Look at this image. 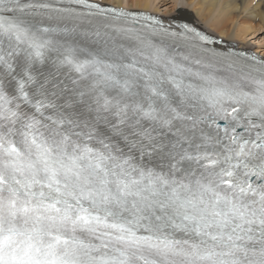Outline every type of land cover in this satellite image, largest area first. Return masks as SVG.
Returning a JSON list of instances; mask_svg holds the SVG:
<instances>
[{
	"label": "snow or ice",
	"instance_id": "obj_1",
	"mask_svg": "<svg viewBox=\"0 0 264 264\" xmlns=\"http://www.w3.org/2000/svg\"><path fill=\"white\" fill-rule=\"evenodd\" d=\"M216 43L0 0V264H264V58Z\"/></svg>",
	"mask_w": 264,
	"mask_h": 264
},
{
	"label": "bare ground",
	"instance_id": "obj_2",
	"mask_svg": "<svg viewBox=\"0 0 264 264\" xmlns=\"http://www.w3.org/2000/svg\"><path fill=\"white\" fill-rule=\"evenodd\" d=\"M102 5L147 12L172 22L188 14L195 26L223 42L264 58V43L257 34L256 20L264 24V0H92ZM258 22V21H257ZM203 23L206 25L203 26ZM255 25V26H254ZM260 26V25H259ZM262 29V28H261ZM263 30V29H262ZM261 40V39H260Z\"/></svg>",
	"mask_w": 264,
	"mask_h": 264
},
{
	"label": "rangeland",
	"instance_id": "obj_3",
	"mask_svg": "<svg viewBox=\"0 0 264 264\" xmlns=\"http://www.w3.org/2000/svg\"><path fill=\"white\" fill-rule=\"evenodd\" d=\"M160 1H161V0H160ZM98 2H99V1H98ZM257 21H258V22H257ZM255 24H256V26H255V25H254V26L257 27V34H259L260 32H263V34H260V39H261V40L259 39L260 42H258V41L255 42L256 40H254V39H253L251 42L257 43V45H259V44H261L262 40L264 39V24H260L259 20H256V21H255ZM205 25H206V24L203 23V26H205ZM259 25H260V26H259ZM199 28H200V27H199ZM261 28H262L263 30H262ZM201 29H202V28H201ZM202 30H203V29H202ZM207 32H208V31H207ZM208 33H209V32H208ZM212 36H214V35H212ZM214 37H215V36H214ZM262 43H264V40H263ZM263 45H264V44H263Z\"/></svg>",
	"mask_w": 264,
	"mask_h": 264
},
{
	"label": "water",
	"instance_id": "obj_4",
	"mask_svg": "<svg viewBox=\"0 0 264 264\" xmlns=\"http://www.w3.org/2000/svg\"><path fill=\"white\" fill-rule=\"evenodd\" d=\"M178 20H182V21H189L188 19V14L182 17H179Z\"/></svg>",
	"mask_w": 264,
	"mask_h": 264
}]
</instances>
